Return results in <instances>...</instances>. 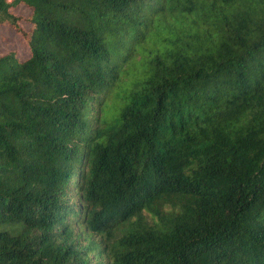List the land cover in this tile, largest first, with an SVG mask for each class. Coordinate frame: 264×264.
Listing matches in <instances>:
<instances>
[{"label": "trees", "instance_id": "obj_1", "mask_svg": "<svg viewBox=\"0 0 264 264\" xmlns=\"http://www.w3.org/2000/svg\"><path fill=\"white\" fill-rule=\"evenodd\" d=\"M0 26L27 47L0 54V264H264V0H0Z\"/></svg>", "mask_w": 264, "mask_h": 264}, {"label": "rangeland", "instance_id": "obj_2", "mask_svg": "<svg viewBox=\"0 0 264 264\" xmlns=\"http://www.w3.org/2000/svg\"><path fill=\"white\" fill-rule=\"evenodd\" d=\"M15 14L26 15L29 10L23 5H19L12 9ZM24 28H28V24L21 21ZM7 51H15L18 58L23 59L27 56V47L21 35L16 33L9 26H0V54Z\"/></svg>", "mask_w": 264, "mask_h": 264}]
</instances>
